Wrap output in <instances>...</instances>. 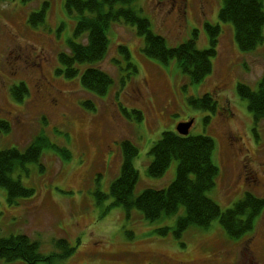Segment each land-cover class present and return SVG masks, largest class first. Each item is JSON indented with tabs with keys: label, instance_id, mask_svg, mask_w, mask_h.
<instances>
[{
	"label": "rangeland",
	"instance_id": "obj_1",
	"mask_svg": "<svg viewBox=\"0 0 264 264\" xmlns=\"http://www.w3.org/2000/svg\"><path fill=\"white\" fill-rule=\"evenodd\" d=\"M65 1H0V120L8 126L0 127V150L22 152L40 135L45 145L38 162L16 164L10 174L32 189L30 196L9 200L0 187V237L25 235L37 242L38 252L51 257L35 264H264V209L252 231L238 238L229 237L218 219L175 236L173 229L165 234L157 229L173 227L176 216L149 222L136 209L126 213L121 205L111 206L109 196L124 140L138 149L134 196L146 188H166L177 161L172 159L162 176H149L148 150L163 131L192 119L189 135H208L215 144L212 160L218 174L206 195L222 210L246 191L264 198V120L254 134L247 102L236 93L237 83L257 88L264 71V28L262 43L243 52L232 25L218 18L221 0H135L130 7L168 46L190 39L195 31L196 48L206 49L205 23L218 24L212 71L200 83H191L174 60L163 65L147 58L143 37L120 19L110 25L107 52L98 62L112 84L96 96L78 78L57 73L58 56L69 54L76 22ZM262 4L264 10V0ZM43 8V20L32 23L31 14ZM120 45L128 50L127 59L118 51ZM17 85L25 88L20 98L11 93ZM203 94L211 95L213 111L188 102ZM53 145L67 149L69 158ZM61 239L73 248L66 257L55 246ZM0 264L27 263L0 259Z\"/></svg>",
	"mask_w": 264,
	"mask_h": 264
},
{
	"label": "trees",
	"instance_id": "obj_2",
	"mask_svg": "<svg viewBox=\"0 0 264 264\" xmlns=\"http://www.w3.org/2000/svg\"><path fill=\"white\" fill-rule=\"evenodd\" d=\"M134 2L135 0H66L65 7L74 15L76 22L73 39L67 43L69 54L60 53L58 56L61 69H58L57 73L63 74L67 79L78 78L83 89L96 96H103L112 84V79L99 68L98 62L107 52V31L110 25L121 19L124 23L136 27L137 35L143 37L142 51L147 58L163 65L174 60L191 83L203 81L212 71L211 58L215 56L220 26L205 23L209 38V46L206 49L196 48L195 31L190 39L175 46H168L162 36L151 31L149 21L137 15L130 7ZM43 16L44 8L32 13L30 21L35 23L43 20ZM218 18L232 25L234 41L240 51H252L262 43V0H221ZM81 39H84V42ZM118 51L128 58L126 47L120 45ZM126 65L127 68L136 70L129 61ZM11 93L20 98L25 95V88L23 85H17L11 89ZM236 93L247 102V108L252 114L251 130L255 134L257 124L264 120V71L255 90L246 84L237 83ZM188 102L194 108L214 110V101L210 94L190 97ZM83 104L94 109L88 100ZM133 112L140 117V111ZM0 127L7 129L6 121L0 120ZM43 142L44 138L40 135L22 152L15 148L0 150V187L6 189L9 200L14 196L28 197L33 192L32 189L24 188L18 180L12 179L10 174L16 164L23 166L28 162H38L41 149L45 146ZM52 147L63 158H69L67 149L54 145ZM214 147L213 139L205 134L192 136L189 133L181 135L176 130L163 131L148 150L151 160L146 172L149 176L160 177L170 161L175 159V177L166 188H146L134 196L138 173L133 160L138 154V149L131 141L124 140L120 148V172L109 187L111 206L121 205L126 213L136 209L149 222L161 217L176 216L173 227L157 229L161 234L173 229L174 235L179 236L191 226L205 228L214 219H218L224 231L232 238L252 231L256 216L264 209L263 197L246 191L231 207L222 210L206 195L214 186L218 174V167L212 160ZM55 246L61 250L64 257L73 250L63 239L55 242ZM49 257H43L38 252V243L25 235L0 237V259H21L27 264H35L40 260H48Z\"/></svg>",
	"mask_w": 264,
	"mask_h": 264
},
{
	"label": "water",
	"instance_id": "obj_3",
	"mask_svg": "<svg viewBox=\"0 0 264 264\" xmlns=\"http://www.w3.org/2000/svg\"><path fill=\"white\" fill-rule=\"evenodd\" d=\"M192 123H193L192 119H189L187 121L179 122L176 125L175 130L181 135H187Z\"/></svg>",
	"mask_w": 264,
	"mask_h": 264
}]
</instances>
